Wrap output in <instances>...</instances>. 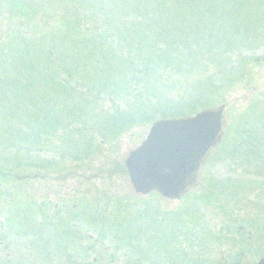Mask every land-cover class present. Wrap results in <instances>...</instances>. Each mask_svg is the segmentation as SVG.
Returning <instances> with one entry per match:
<instances>
[{"label":"rangeland","instance_id":"1","mask_svg":"<svg viewBox=\"0 0 264 264\" xmlns=\"http://www.w3.org/2000/svg\"><path fill=\"white\" fill-rule=\"evenodd\" d=\"M51 1L28 0L31 7L25 4L24 11L40 8L42 17L50 12L53 18L44 21L61 26L60 20L61 29L63 15L73 13L81 17L80 29L89 32L84 37L93 34L94 22L88 20L92 3ZM15 10L0 0V39L5 43L14 24H34ZM113 13L117 10L109 15ZM149 13L166 17L169 30L180 39L179 54L172 56L180 64L155 84L171 99L167 108L176 113L186 96L185 107L193 100L228 107L216 159L181 200L152 192L134 196L124 163L162 111L141 102L145 106H137L146 107L151 120L114 132L107 117L114 103L89 85V106L83 107L89 129L77 130L81 122L76 120L65 131L49 134L48 142L40 138L39 150L24 152L12 144L13 134L0 132V169L6 175L10 165L20 164L14 177L0 176V192L4 186L14 193L0 196V264H193L197 258L206 264H256L264 257V0H152L147 17ZM97 18L96 25L103 27L102 17ZM118 38L122 43L129 39ZM17 126L26 132L23 119L0 113V127ZM244 225L240 237L227 239ZM62 226L69 236L62 234ZM40 244L45 249L50 245L46 258L39 254Z\"/></svg>","mask_w":264,"mask_h":264},{"label":"trees","instance_id":"2","mask_svg":"<svg viewBox=\"0 0 264 264\" xmlns=\"http://www.w3.org/2000/svg\"><path fill=\"white\" fill-rule=\"evenodd\" d=\"M8 1L16 8L15 14L25 15L34 23L31 28L28 24H14L8 43L0 39V113L3 117L23 119L27 123L26 132L22 126L0 127V132L13 134L16 140L12 144L19 151H29L30 147L39 150L40 138L48 142L49 134L52 135L58 128L65 131L76 120L81 122L77 130L92 127L88 124L89 114L83 109L89 106L90 100L86 98L87 90H91L89 85L97 87L100 95L104 93V99L114 103L111 114L107 115L110 121L108 129L114 132H118L119 127L127 129L140 121L151 120V115L146 114V107L137 106L141 102H150L154 110L158 113L162 111L158 114L160 118L192 115L211 106L197 104L198 100H193V104L185 107L186 96L181 98L175 113V110L167 108L169 104L165 105L171 99L156 89L155 84L164 80L162 74L180 64V60H173L172 57L179 54L176 50L180 39L169 30L166 17L154 13H149L147 17L152 0H69L92 3L93 14L88 20L94 22V26L90 29L93 34L88 38L84 35L89 32L84 33L80 29L81 17L76 14L65 13V27L61 29L60 20L61 26L44 21L52 17L50 12L43 17L37 14L40 8L25 12V4L31 7L28 0ZM57 1L60 0L51 2L55 5ZM111 2L114 4H108ZM35 6L40 7V4ZM141 8L143 12L136 13ZM102 9L108 15L99 12ZM112 9H116L117 13L109 15ZM99 16L104 28L96 25ZM120 34L124 39L129 38L124 46L125 42L118 38ZM186 42L181 41L183 50L187 49ZM3 73L7 75L3 76ZM116 101L124 104L125 109L119 108L120 104ZM260 127L264 129V126ZM25 165L28 166L25 163L23 167ZM16 166L20 164L10 165L13 170L8 169L10 172L6 175L14 177L12 171L16 170ZM2 171L1 167L0 176L5 175ZM11 190L5 191L3 186L0 196H12L14 193Z\"/></svg>","mask_w":264,"mask_h":264},{"label":"water","instance_id":"3","mask_svg":"<svg viewBox=\"0 0 264 264\" xmlns=\"http://www.w3.org/2000/svg\"><path fill=\"white\" fill-rule=\"evenodd\" d=\"M225 104L192 116L159 119L125 161L135 194L177 199L194 187L227 127ZM258 264H264V258Z\"/></svg>","mask_w":264,"mask_h":264},{"label":"flooded vegetation","instance_id":"4","mask_svg":"<svg viewBox=\"0 0 264 264\" xmlns=\"http://www.w3.org/2000/svg\"><path fill=\"white\" fill-rule=\"evenodd\" d=\"M222 227H224V226H222ZM247 227V225H244V226H241V227H239V229L240 230H237V229H233V230H231L230 231V233H233V235H231V236H229L227 239L228 240H231V241H235V238H237V236L238 237H240V232H242V230L244 229L245 230V228ZM263 227H264V225H263ZM228 229L230 228L229 226L227 227ZM247 229V228H246ZM243 230V231H244ZM239 232V233H238ZM235 233V234H234ZM248 234H249V232H248ZM236 235V236H235ZM203 261H205V259L203 260V259H199V258H197V261L195 262V263H193V264H206L205 262H203ZM207 261V260H206ZM238 262V261H237ZM237 262H235V263H237ZM222 264H230V262H228V261H225L224 263H222ZM257 264V263H256Z\"/></svg>","mask_w":264,"mask_h":264}]
</instances>
